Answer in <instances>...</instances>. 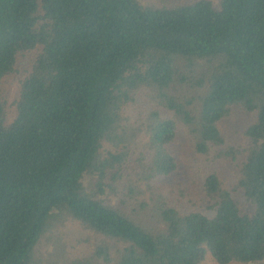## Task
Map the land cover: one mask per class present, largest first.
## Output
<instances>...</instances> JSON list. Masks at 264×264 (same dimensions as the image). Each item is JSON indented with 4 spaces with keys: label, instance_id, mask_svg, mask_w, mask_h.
<instances>
[{
    "label": "trees",
    "instance_id": "obj_1",
    "mask_svg": "<svg viewBox=\"0 0 264 264\" xmlns=\"http://www.w3.org/2000/svg\"><path fill=\"white\" fill-rule=\"evenodd\" d=\"M71 221L63 264H264V0H0V264Z\"/></svg>",
    "mask_w": 264,
    "mask_h": 264
},
{
    "label": "rangeland",
    "instance_id": "obj_2",
    "mask_svg": "<svg viewBox=\"0 0 264 264\" xmlns=\"http://www.w3.org/2000/svg\"><path fill=\"white\" fill-rule=\"evenodd\" d=\"M133 111L137 110L134 108ZM254 120V115L247 112L236 111L232 114V117L227 118L223 121L222 128L228 132L230 136L237 135L238 131H241L243 138V131L247 126ZM230 146L229 144H227ZM209 168L213 171H219L220 174L226 178L232 185H236V167L234 165L228 164V160L218 159L215 157L210 158ZM235 180V181H234ZM48 236L42 239L41 244L36 249L37 256L45 257V253L55 254L54 250H58L59 254L62 256L61 264L64 260L77 261L83 260L86 256H89L94 252L97 247V241L91 239L87 230H85L81 224L76 221H71L66 224V226L61 227L58 234V239H56V231H54V236ZM54 259V256H52ZM46 261L48 260L47 257ZM45 264H51L47 262Z\"/></svg>",
    "mask_w": 264,
    "mask_h": 264
}]
</instances>
